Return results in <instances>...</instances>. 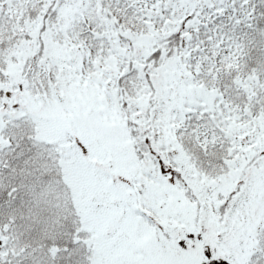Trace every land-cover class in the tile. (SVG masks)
Returning <instances> with one entry per match:
<instances>
[{
    "label": "snow or ice",
    "instance_id": "obj_1",
    "mask_svg": "<svg viewBox=\"0 0 264 264\" xmlns=\"http://www.w3.org/2000/svg\"><path fill=\"white\" fill-rule=\"evenodd\" d=\"M0 264H264V0H0Z\"/></svg>",
    "mask_w": 264,
    "mask_h": 264
}]
</instances>
